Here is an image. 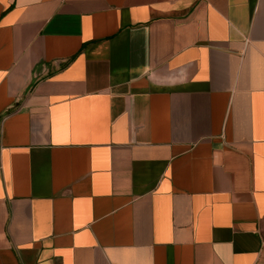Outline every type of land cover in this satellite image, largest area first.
Here are the masks:
<instances>
[{"label": "crops", "instance_id": "obj_1", "mask_svg": "<svg viewBox=\"0 0 264 264\" xmlns=\"http://www.w3.org/2000/svg\"><path fill=\"white\" fill-rule=\"evenodd\" d=\"M0 264H264V0H0Z\"/></svg>", "mask_w": 264, "mask_h": 264}]
</instances>
